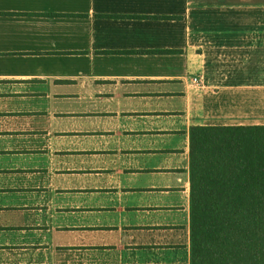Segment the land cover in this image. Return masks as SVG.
<instances>
[{"label": "crops", "instance_id": "obj_1", "mask_svg": "<svg viewBox=\"0 0 264 264\" xmlns=\"http://www.w3.org/2000/svg\"><path fill=\"white\" fill-rule=\"evenodd\" d=\"M253 124L264 0H0V264H189V128Z\"/></svg>", "mask_w": 264, "mask_h": 264}, {"label": "trees", "instance_id": "obj_2", "mask_svg": "<svg viewBox=\"0 0 264 264\" xmlns=\"http://www.w3.org/2000/svg\"><path fill=\"white\" fill-rule=\"evenodd\" d=\"M189 264H264V124L190 126Z\"/></svg>", "mask_w": 264, "mask_h": 264}, {"label": "built area", "instance_id": "obj_3", "mask_svg": "<svg viewBox=\"0 0 264 264\" xmlns=\"http://www.w3.org/2000/svg\"><path fill=\"white\" fill-rule=\"evenodd\" d=\"M193 82H195V83H196V82H197V79H196V78H193Z\"/></svg>", "mask_w": 264, "mask_h": 264}]
</instances>
